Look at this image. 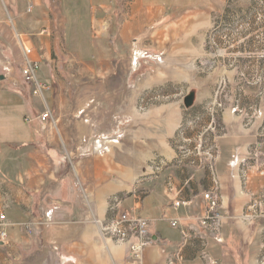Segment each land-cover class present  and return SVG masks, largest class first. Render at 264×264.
Segmentation results:
<instances>
[{
  "label": "crops",
  "instance_id": "1",
  "mask_svg": "<svg viewBox=\"0 0 264 264\" xmlns=\"http://www.w3.org/2000/svg\"><path fill=\"white\" fill-rule=\"evenodd\" d=\"M226 5L227 0H0V209L11 224L7 241H0V264H129L127 246L100 236V226L113 216V197L151 222L155 244L144 250L143 264H167L182 242L181 228L198 227L205 215L203 194L213 187L210 164L176 163L161 177L138 183L152 174L148 166L157 152L140 138L137 121L152 120L156 110L143 114L138 104L143 93L170 77L155 74V51L167 67L176 58H199L204 49L196 42L205 41L203 33ZM14 29L30 38L39 77L51 85L46 102L12 64L18 53L21 70ZM46 103L55 125L39 118ZM118 117L127 124L114 133L110 122ZM168 118L174 134L179 116ZM225 120L238 119L224 114ZM243 133L215 139L227 224L222 241L207 249L212 263L198 258L202 247L195 242L185 251L188 264H256L260 228L239 218L257 179H263L253 171L244 183L239 164L250 160L254 146L264 159V141ZM168 150L160 151L162 157L176 161ZM231 156H237L236 166ZM250 175H257L251 186ZM176 201L191 204L175 208Z\"/></svg>",
  "mask_w": 264,
  "mask_h": 264
},
{
  "label": "rangeland",
  "instance_id": "2",
  "mask_svg": "<svg viewBox=\"0 0 264 264\" xmlns=\"http://www.w3.org/2000/svg\"><path fill=\"white\" fill-rule=\"evenodd\" d=\"M189 19L199 18L193 16ZM203 34L205 41L198 40L196 46L203 44L204 52L197 59L176 58L167 67L163 63L164 55L158 51L154 53L155 74L161 76V73L167 72L170 77L143 93L138 104V110L143 114L150 110L157 113L150 118L152 120H137L142 129L139 134L144 135L140 138L157 149L148 166L152 174L145 175L138 183L143 179L161 177L166 169L176 163H189L188 167L192 168L210 162L216 164L217 154L213 145L217 137L236 136L244 132L243 135H258L260 141H264V0H227L225 11L214 17L213 27ZM19 56L17 53L11 60L17 67L16 73L23 77L16 62ZM190 92L196 93V102L191 109H186L183 101ZM165 108L158 114V109ZM168 114L180 119L174 134L169 130ZM224 114L227 118L228 114H232L238 120H234V123L225 120L224 124ZM14 115H18V110L11 113L12 118ZM123 123L121 118H113L110 131L117 133L127 124ZM116 129L118 131L115 132ZM162 149L173 150L178 157L176 161L164 159L160 154ZM250 152V160L239 164L243 182H247L248 173L253 171L263 181L256 178L255 194L243 212L251 219L240 217L239 220L240 223L260 228L258 256L254 258L256 264H260V261L264 264V159L257 146L252 147ZM231 159V165L236 166L239 161L237 156H231ZM148 171L146 169L144 172ZM201 175L207 181L208 170L204 169ZM255 176L250 175V186ZM246 219L250 221L246 222Z\"/></svg>",
  "mask_w": 264,
  "mask_h": 264
},
{
  "label": "built area",
  "instance_id": "3",
  "mask_svg": "<svg viewBox=\"0 0 264 264\" xmlns=\"http://www.w3.org/2000/svg\"><path fill=\"white\" fill-rule=\"evenodd\" d=\"M32 6L29 7V11ZM14 40L22 52L21 72L24 81L31 85L33 95L46 102V94L51 90V85L43 82L39 77V64L33 59L34 47L28 35L14 29ZM40 115L43 122L57 123L52 110L48 107ZM209 169L212 177L213 187L203 194L206 203L204 217L200 220L198 227L181 228L182 242L178 248L167 258V264H187L185 251L188 247L199 242L202 250L198 253V258L207 263H212L210 252L207 250L210 242L222 241L224 227L227 224L222 214V205L220 202V178L217 175L216 166L209 163ZM172 192V188L169 187ZM191 202L176 201L173 206L190 205ZM109 211L113 216L100 226V236L105 241L117 245L128 247L127 261L129 264H143V253L148 247L155 244L149 231L150 221L138 214L135 210H124L122 199L113 197L110 201ZM243 218L251 219L248 214L241 215ZM250 220L246 219V222ZM11 224L8 222L6 214L0 209V241L6 242L8 239V229ZM173 227H178V222H172Z\"/></svg>",
  "mask_w": 264,
  "mask_h": 264
},
{
  "label": "water",
  "instance_id": "4",
  "mask_svg": "<svg viewBox=\"0 0 264 264\" xmlns=\"http://www.w3.org/2000/svg\"><path fill=\"white\" fill-rule=\"evenodd\" d=\"M1 80H4L5 77L4 76H1L0 77ZM196 93L195 92H190L185 98H184V105L187 109H191L194 105H195V102H196Z\"/></svg>",
  "mask_w": 264,
  "mask_h": 264
},
{
  "label": "bare ground",
  "instance_id": "5",
  "mask_svg": "<svg viewBox=\"0 0 264 264\" xmlns=\"http://www.w3.org/2000/svg\"><path fill=\"white\" fill-rule=\"evenodd\" d=\"M260 264H262V262L260 261Z\"/></svg>",
  "mask_w": 264,
  "mask_h": 264
}]
</instances>
